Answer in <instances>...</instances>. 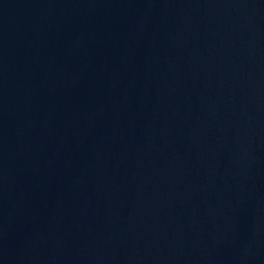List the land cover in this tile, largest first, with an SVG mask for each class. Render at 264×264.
<instances>
[{
  "label": "water",
  "instance_id": "obj_1",
  "mask_svg": "<svg viewBox=\"0 0 264 264\" xmlns=\"http://www.w3.org/2000/svg\"><path fill=\"white\" fill-rule=\"evenodd\" d=\"M0 264H264V0H0Z\"/></svg>",
  "mask_w": 264,
  "mask_h": 264
}]
</instances>
